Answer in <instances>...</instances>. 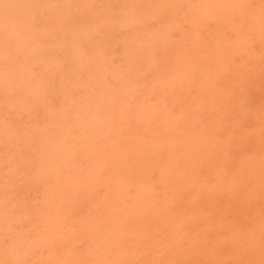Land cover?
<instances>
[{"label":"rangeland","instance_id":"374dc122","mask_svg":"<svg viewBox=\"0 0 264 264\" xmlns=\"http://www.w3.org/2000/svg\"><path fill=\"white\" fill-rule=\"evenodd\" d=\"M0 264H264V0H0Z\"/></svg>","mask_w":264,"mask_h":264}]
</instances>
